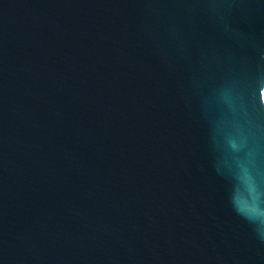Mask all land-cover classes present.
<instances>
[{"label": "water", "instance_id": "95a60500", "mask_svg": "<svg viewBox=\"0 0 264 264\" xmlns=\"http://www.w3.org/2000/svg\"><path fill=\"white\" fill-rule=\"evenodd\" d=\"M0 264H264V0H0Z\"/></svg>", "mask_w": 264, "mask_h": 264}]
</instances>
